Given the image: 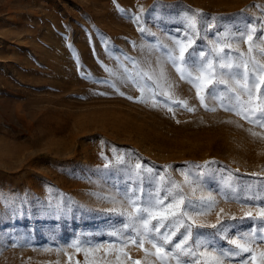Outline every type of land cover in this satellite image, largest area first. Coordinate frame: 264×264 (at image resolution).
<instances>
[{
  "label": "rangeland",
  "instance_id": "rangeland-1",
  "mask_svg": "<svg viewBox=\"0 0 264 264\" xmlns=\"http://www.w3.org/2000/svg\"><path fill=\"white\" fill-rule=\"evenodd\" d=\"M186 10L264 24V0H0V264L143 261L137 244L109 235L137 163L159 173L157 185L199 177L183 191L215 205L198 222L216 223L221 209L229 223L256 214L224 193L264 178V128L206 111L161 50ZM248 48L245 39L237 51ZM251 56L264 64V44ZM250 247L260 264L264 242Z\"/></svg>",
  "mask_w": 264,
  "mask_h": 264
},
{
  "label": "snow or ice",
  "instance_id": "snow-or-ice-1",
  "mask_svg": "<svg viewBox=\"0 0 264 264\" xmlns=\"http://www.w3.org/2000/svg\"><path fill=\"white\" fill-rule=\"evenodd\" d=\"M180 23L177 35L169 34V43L161 45V50L180 79L196 89L200 106L210 112L218 109L232 112L253 127L264 128V64L251 56L264 44L261 39L264 24L258 19L245 18L243 13L209 17L192 10L181 14ZM245 39L249 43L247 54L237 51L239 43ZM160 78L166 79L163 71ZM254 89H258L255 105L252 103ZM181 106L189 112L196 110L188 106L187 100L182 101ZM250 134L254 137L261 135L251 130ZM117 162L123 163L124 157L118 156ZM211 163L207 162L204 167ZM183 174L184 185H193L199 180V177L190 178L192 174L188 171ZM252 175L256 176L255 173ZM156 176L159 173L137 163L135 172H129L128 181L132 187L125 186L121 210L110 209L123 219L120 220L121 228L109 235L125 246L130 242L144 250V260L135 264H150L149 257H155L154 264H172V261L175 264H225L236 258H242V264H257L256 254L250 246L264 242V178L255 184L241 182L238 187H231V196L224 193L226 199L255 203V215L246 212L238 222L235 216H231L232 223H229L221 219V209L216 223L208 224L198 222V218L207 215L214 207L215 201L211 197L201 196L194 200L185 194L184 185L166 177H160L157 185ZM195 191L193 188V195ZM112 202L117 203L116 200ZM245 224L249 227L243 228ZM232 235L236 239H231ZM146 244L150 247L146 248ZM244 254H251V262L243 259ZM259 256L260 264H264V251Z\"/></svg>",
  "mask_w": 264,
  "mask_h": 264
}]
</instances>
